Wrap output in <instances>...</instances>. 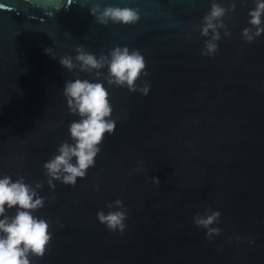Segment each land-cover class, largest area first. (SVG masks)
<instances>
[{
	"label": "water",
	"instance_id": "1",
	"mask_svg": "<svg viewBox=\"0 0 264 264\" xmlns=\"http://www.w3.org/2000/svg\"><path fill=\"white\" fill-rule=\"evenodd\" d=\"M106 2L139 8L140 20L105 26L68 0H0V174L44 185L37 215L53 232L33 264H264V36H240L252 0H236L213 57L197 27L212 0ZM77 45L138 49L148 75L137 83L151 87L110 89L115 133L86 178L52 190L42 165L76 118L62 95L76 74L58 59ZM117 199L123 234L96 218ZM205 208L221 212L211 241L192 223Z\"/></svg>",
	"mask_w": 264,
	"mask_h": 264
},
{
	"label": "clouds",
	"instance_id": "2",
	"mask_svg": "<svg viewBox=\"0 0 264 264\" xmlns=\"http://www.w3.org/2000/svg\"><path fill=\"white\" fill-rule=\"evenodd\" d=\"M192 2L196 3V0ZM252 3L253 7L247 12L248 26L240 32L247 43L264 36V0H252ZM72 4L87 7L95 23L100 25L128 26L140 20L137 7H122L106 0H71L69 6ZM235 9L236 0H230L227 7L219 0H212L197 26L204 38L201 55L213 57L219 50L222 36H231L225 18ZM49 50L45 49L48 55ZM58 60L64 70L76 74L75 78L65 80L62 88L66 108L76 118L68 125V139L62 141L42 165L52 190L56 182L74 187L78 179L86 178L89 169L95 167L106 134L115 133L117 122L112 117L110 89L127 88L129 92L146 96L151 87L147 80L143 81L142 87L137 83L148 75L145 57L138 49L126 45H116L99 55L77 45L74 55L65 54ZM81 73L85 75L81 76ZM152 179L159 181L157 177ZM43 186L40 182L29 183L23 176L13 178L9 174H0V264H33L35 258L44 257L53 232L50 222L37 215L47 199L40 194ZM105 207L107 212L104 209L97 211V221L108 231L123 234L127 219L123 201H110ZM220 217L219 210L205 208L202 213L193 215L192 223L203 228L206 238L211 241L222 231L214 226L219 224Z\"/></svg>",
	"mask_w": 264,
	"mask_h": 264
},
{
	"label": "snow or ice",
	"instance_id": "3",
	"mask_svg": "<svg viewBox=\"0 0 264 264\" xmlns=\"http://www.w3.org/2000/svg\"><path fill=\"white\" fill-rule=\"evenodd\" d=\"M68 3L70 4L71 3V0H68Z\"/></svg>",
	"mask_w": 264,
	"mask_h": 264
}]
</instances>
